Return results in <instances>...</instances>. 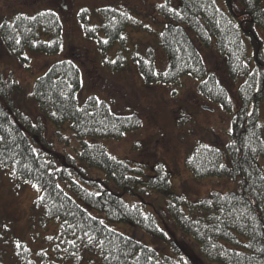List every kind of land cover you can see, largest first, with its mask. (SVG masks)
<instances>
[{"label": "trees", "instance_id": "trees-1", "mask_svg": "<svg viewBox=\"0 0 264 264\" xmlns=\"http://www.w3.org/2000/svg\"><path fill=\"white\" fill-rule=\"evenodd\" d=\"M157 9L165 19L157 45L167 64L159 68L150 46L143 56L133 54L138 71L147 84H173L189 76L197 80L202 96L231 112L224 146L198 140L184 162L195 178L225 177L236 182L235 189L187 199L171 190L163 161L151 169L108 153L98 140H120L141 126L140 115L115 113L95 95L80 101L81 73L70 59L53 62L35 80L29 95L38 112L35 121L13 104V91L21 89L17 81L0 72V165L40 192L28 208V217L38 218L39 229L32 238L39 245L29 246L31 234L6 236L0 241V264H197L181 255L169 236L176 229L197 244L208 264H264V170L258 165L259 158L264 159L260 111L264 52L257 32H264V7L261 0H164ZM88 15L87 9L79 13L82 30L98 38L104 53L124 39L127 26L139 25L130 12L112 6L98 8L100 21L93 25ZM185 27L204 47L213 45L225 59L231 81L238 83V104L208 70ZM97 31L103 32V38L97 37ZM0 39L12 55L26 60L25 49L58 51L62 26L51 9L18 12L2 18ZM105 57L104 64L114 69L124 65L121 51L115 62ZM45 122L56 127L68 122L81 145L75 155L63 153L56 158L52 154L45 141ZM93 170L102 172L103 178L93 175ZM157 194L163 201L154 208ZM76 198L103 211L110 221L130 223L161 238L174 255L161 254L109 227ZM9 230L2 229L5 234Z\"/></svg>", "mask_w": 264, "mask_h": 264}, {"label": "rangeland", "instance_id": "rangeland-1", "mask_svg": "<svg viewBox=\"0 0 264 264\" xmlns=\"http://www.w3.org/2000/svg\"><path fill=\"white\" fill-rule=\"evenodd\" d=\"M163 2L164 0H0V21L18 12L32 14L40 9H51L58 15L62 26V44L58 51L47 53L25 49L23 56L26 60L12 55L0 39V72L10 74L17 81L21 89L13 91V104L35 121L39 119L38 112L34 101L29 99L35 80L53 62L72 60L81 73V88L78 92L80 101L89 95H95L106 101L115 113L135 112L140 115L141 126L125 133L120 140H98L108 153L130 162L143 163L151 169L157 161H163L170 173L171 190L187 199L203 197L213 190H233L236 182L219 176L195 178L184 162L186 154L198 140L219 148L224 146L228 140L231 112L202 96L197 89V80L189 76H184L173 84L145 83L133 58V54L145 55L148 47L152 46L159 68L166 67L167 57L158 47L156 38L165 22L164 16L157 9ZM261 5L264 7V0H261ZM104 6L127 10L139 24L136 27L127 26L123 32L124 39H118L105 49L106 53L99 47L98 38L85 35L79 22L82 9L89 11L88 21L91 25L99 22L97 9ZM185 30L208 70L216 75L219 83L238 104V83L231 81L225 59L213 45L204 47L188 27ZM257 32L263 41L264 52V32L261 29H257ZM97 37L103 38V32L97 31ZM118 51H121L125 59L123 67L114 69L110 64L105 65V56L108 55L115 62ZM260 111L264 119V103ZM45 128V141L47 146H51L56 158L63 153L75 155L76 150H79L80 141L73 136L68 122L58 127L45 122ZM258 165L264 170V159L259 158ZM78 166L82 168V165ZM92 174L100 178L104 175L96 170ZM39 193L0 165V241L5 240L6 236L14 239L15 236L24 238L31 234V239L28 238L29 246L35 248L39 245L32 238L39 229L38 218L28 217V208ZM154 198L156 201L153 207L161 206L163 197L157 194ZM76 201L93 216L103 219L109 227L139 239L161 254L174 255L170 245L161 238L133 224L110 221L103 211L86 206L81 199L76 198ZM5 226L11 228L7 234L2 231ZM169 236L181 255L197 264H208L202 258L197 244L180 230L176 229ZM82 264L89 263L85 261ZM94 264L102 263L95 261Z\"/></svg>", "mask_w": 264, "mask_h": 264}]
</instances>
